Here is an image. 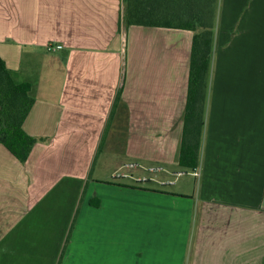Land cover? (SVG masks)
<instances>
[{
  "label": "crops",
  "instance_id": "0c3cea01",
  "mask_svg": "<svg viewBox=\"0 0 264 264\" xmlns=\"http://www.w3.org/2000/svg\"><path fill=\"white\" fill-rule=\"evenodd\" d=\"M122 11L0 0V58L30 84L23 130L43 139L25 162L0 144V264H264V0H219L198 176L178 163L193 33ZM106 154L196 188L108 184Z\"/></svg>",
  "mask_w": 264,
  "mask_h": 264
},
{
  "label": "trees",
  "instance_id": "16d2710c",
  "mask_svg": "<svg viewBox=\"0 0 264 264\" xmlns=\"http://www.w3.org/2000/svg\"><path fill=\"white\" fill-rule=\"evenodd\" d=\"M122 23L192 31L187 102L179 166L198 167L207 102L219 0H122ZM120 102L116 94L114 107ZM34 103L30 84L17 82L0 58V144L20 162L43 139L28 135L23 123Z\"/></svg>",
  "mask_w": 264,
  "mask_h": 264
},
{
  "label": "rangeland",
  "instance_id": "374dc122",
  "mask_svg": "<svg viewBox=\"0 0 264 264\" xmlns=\"http://www.w3.org/2000/svg\"><path fill=\"white\" fill-rule=\"evenodd\" d=\"M104 158V159H103ZM99 163H96L95 165V173L94 175L100 177L101 179H104L103 181H106V183L111 185H121L119 183H134L137 187H154L157 188L159 191H179V192H192L196 186H195V178L190 174V172L187 171H181L180 167H174L176 170L179 169L180 173L173 172L169 170V173L165 174L162 173L166 170V168H162L158 166V164L150 162L148 163H141V161L138 163L139 166H133L132 163H129V161L123 159L122 157L114 158L112 155H103L98 160ZM117 169V170H116ZM123 173L128 174L127 179H118L114 178L115 175H121ZM164 174L166 176V180L170 181V185H161L158 182H134L130 178V176H140L147 178L157 179L161 178L160 176H163ZM160 180V179H159ZM158 180V181H159ZM171 183H174L173 185ZM127 206H134V199H127L126 204Z\"/></svg>",
  "mask_w": 264,
  "mask_h": 264
},
{
  "label": "built area",
  "instance_id": "2783aa9c",
  "mask_svg": "<svg viewBox=\"0 0 264 264\" xmlns=\"http://www.w3.org/2000/svg\"><path fill=\"white\" fill-rule=\"evenodd\" d=\"M193 174H194L195 176H198V175H199L198 171H196V170L193 171Z\"/></svg>",
  "mask_w": 264,
  "mask_h": 264
}]
</instances>
